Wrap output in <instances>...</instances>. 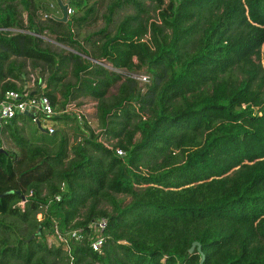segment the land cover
Instances as JSON below:
<instances>
[{
  "label": "trees",
  "instance_id": "1",
  "mask_svg": "<svg viewBox=\"0 0 264 264\" xmlns=\"http://www.w3.org/2000/svg\"><path fill=\"white\" fill-rule=\"evenodd\" d=\"M66 1L64 22L45 0H0V28L17 31H0V99L28 90L30 63L31 95L58 109L96 101L101 133L84 123L71 145L65 129L30 142L19 116L0 126V149L3 133L15 145L0 153V264H201L194 242L202 264H264V0H151L150 23L144 0H114L81 40L95 7ZM100 218L97 253L88 226ZM79 228L65 247L57 232Z\"/></svg>",
  "mask_w": 264,
  "mask_h": 264
},
{
  "label": "rangeland",
  "instance_id": "2",
  "mask_svg": "<svg viewBox=\"0 0 264 264\" xmlns=\"http://www.w3.org/2000/svg\"><path fill=\"white\" fill-rule=\"evenodd\" d=\"M114 0H92L90 2V5H93L95 7V13L92 16V21L90 22V24L88 26L83 27L81 30H77L76 28H74L75 32L78 33V37L81 40L83 37L91 34L92 32H96L98 30H100L102 27H104L105 25V21L103 19L104 14L106 13L107 7L108 5ZM45 2L48 4L49 6V12H43L45 15L47 16H51V15H57L59 17H63L62 14V9L60 6H58V4L60 5L63 4H67L68 1L66 0H45ZM60 2V3H59ZM144 4L146 6V12L142 15V18L145 22H152L155 21L157 19L158 16V11L156 10L154 3L151 0H144ZM134 13V9L130 6L123 8L122 10L119 11L118 14H116V16L114 17V24L111 26L112 31L115 30L116 25L122 20V18L127 15V14H131ZM27 14L23 13V18H26ZM45 18V16H44ZM46 39L45 42L52 44L55 48H53V50H58V48L60 49H65V50H69L66 47H63L57 43H51L48 39H52L55 40L54 37L51 36H45ZM29 75H28V80L26 81V88L28 90H35V86H36V80L38 79V71L39 70H33L30 63H29V67L28 70ZM40 73V72H39ZM144 73V72H142ZM145 75L149 76L148 74L144 73ZM46 74H44V78H45ZM66 80H64V82H67L68 80H71V76L70 74L67 75V78H65ZM47 88V84L46 81L41 85V89L44 90ZM112 92H115V89L112 90ZM58 98L61 99V95L58 92ZM73 105V109L63 115V117H61V119L58 122V125L56 126L57 130H62L65 129L69 136H70V144H74L76 139H79L81 137V131L83 130L81 127V125H83L84 123H87L94 131L95 133H101V130L98 126V122L96 119V106H97V102L88 98H84V99H80L76 102H70ZM77 109H81L84 111L85 113V118L83 119L82 122H80L79 124L76 122L75 119H77L76 117V113L74 111H76ZM146 117V116H145ZM22 125L19 126L17 124V128L14 127L15 131H18L22 136L26 137L30 142L36 141V139L42 138L43 137V133L39 132V133H35L37 129L36 125H34L30 118L28 117H24L21 120ZM79 125V127H78ZM4 127V125L1 126V128ZM139 137V135H137V138ZM1 139H2V148L5 150H12L15 148L14 143L11 141L8 133H3L1 134ZM116 143V141H110V142H106V144L110 145V147H112L114 144ZM63 187V186H62ZM46 193V191H44ZM131 198L126 197L125 198V203L130 202ZM106 206V205H105ZM39 218H41L42 216L39 215ZM5 220L9 223V222H14V219L11 217H6ZM18 224V222H17ZM22 227V224H20ZM23 228V227H22ZM21 233L24 235V230H21ZM48 237V242L50 245H57L58 241L55 237H53L52 235H47ZM60 264V261L57 262Z\"/></svg>",
  "mask_w": 264,
  "mask_h": 264
},
{
  "label": "built area",
  "instance_id": "3",
  "mask_svg": "<svg viewBox=\"0 0 264 264\" xmlns=\"http://www.w3.org/2000/svg\"><path fill=\"white\" fill-rule=\"evenodd\" d=\"M72 9L67 7V15L72 14ZM2 32L15 33V29H3L0 28ZM101 65L105 66L107 69L132 78L140 82L141 85L149 82V77L145 74H134L127 73L126 71L113 69L111 66L101 62ZM73 109V105L68 103L64 108L58 109L53 106L49 97L45 95H31L28 90L23 92L18 91H7L2 99H0V126L6 125L13 119L20 115H28L33 124H36L41 130L45 131L47 135H53L56 132L57 119L69 113ZM78 122H82L85 118V113L81 109L74 111ZM117 155L123 156L124 152L120 149L116 150ZM59 201L60 198L56 197ZM25 201H21L18 207L24 208ZM41 215V214H39ZM38 215V216H39ZM38 219H41L38 217ZM108 227V221L106 218H100L91 224H89L88 229L94 235L93 240L90 245L94 252L101 253L104 245L107 241L105 232ZM84 229H75L65 236H61L58 232L59 240L64 243L65 247H68V242L71 239L76 241L81 240L84 236Z\"/></svg>",
  "mask_w": 264,
  "mask_h": 264
},
{
  "label": "water",
  "instance_id": "4",
  "mask_svg": "<svg viewBox=\"0 0 264 264\" xmlns=\"http://www.w3.org/2000/svg\"><path fill=\"white\" fill-rule=\"evenodd\" d=\"M60 3V2H59ZM67 5L68 4H65V5H63V4H61L60 3V7H61V9H62V14H63V17L61 18L64 22H66L67 21V17H68V15H67ZM43 39H46V38H43ZM51 43H56L55 41H53V40H50V39H48ZM2 152H5V149H3V148H1L0 149V153H2ZM8 193H10V192H8ZM8 193H5V194H3V195H6V194H8ZM3 195H1V196H3ZM34 238V236H31L30 237V239H33ZM195 250H197V252L199 253V254H201L202 255V260H201V264L203 263V260H204V256H203V254H202V252H201V246H200V244L198 243V242H194L193 244H192V246H191V248H190V250H189V253L190 254H192Z\"/></svg>",
  "mask_w": 264,
  "mask_h": 264
},
{
  "label": "crops",
  "instance_id": "5",
  "mask_svg": "<svg viewBox=\"0 0 264 264\" xmlns=\"http://www.w3.org/2000/svg\"><path fill=\"white\" fill-rule=\"evenodd\" d=\"M24 117H28V118H30L28 115H20V116L17 118V119H18V120H17V124H18L19 126L22 125L21 120H22ZM61 117H63V116H60V118H61ZM60 118L57 119V125H58V122H59V119H60ZM30 120H31V119H30ZM31 122H32V121H31ZM79 123H80V122H79ZM86 124H87V123H86ZM34 125H36V124H34ZM57 125H56V126H57ZM84 125H85V124H84ZM87 125H88V124H87ZM81 126H83V125H81ZM36 127H37L38 130H36L35 133H39V132L41 133V132H42L43 134H46V135H47V133H46L45 131L41 130L37 125H36ZM82 129H84V128H82ZM56 130H57V128H56ZM25 138H26V137H25ZM36 140H37V139H36Z\"/></svg>",
  "mask_w": 264,
  "mask_h": 264
}]
</instances>
